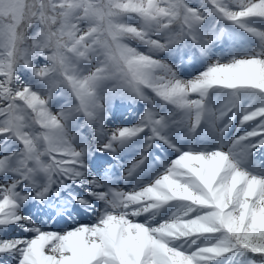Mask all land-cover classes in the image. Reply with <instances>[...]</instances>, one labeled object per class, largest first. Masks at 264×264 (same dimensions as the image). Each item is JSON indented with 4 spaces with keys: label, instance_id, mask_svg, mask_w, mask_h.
Returning a JSON list of instances; mask_svg holds the SVG:
<instances>
[{
    "label": "snow or ice",
    "instance_id": "obj_1",
    "mask_svg": "<svg viewBox=\"0 0 264 264\" xmlns=\"http://www.w3.org/2000/svg\"><path fill=\"white\" fill-rule=\"evenodd\" d=\"M0 264H264V0H0Z\"/></svg>",
    "mask_w": 264,
    "mask_h": 264
},
{
    "label": "rangeland",
    "instance_id": "obj_2",
    "mask_svg": "<svg viewBox=\"0 0 264 264\" xmlns=\"http://www.w3.org/2000/svg\"><path fill=\"white\" fill-rule=\"evenodd\" d=\"M124 106L125 105H121V106H119L118 108L115 109V117H114L115 122H121V121L127 122V118L124 115L123 111L121 110V107H124ZM134 107H128L129 111L126 114H130L131 112L133 113L134 112L133 111Z\"/></svg>",
    "mask_w": 264,
    "mask_h": 264
},
{
    "label": "bare ground",
    "instance_id": "obj_3",
    "mask_svg": "<svg viewBox=\"0 0 264 264\" xmlns=\"http://www.w3.org/2000/svg\"><path fill=\"white\" fill-rule=\"evenodd\" d=\"M91 218L90 217H88L87 219H85V221H89Z\"/></svg>",
    "mask_w": 264,
    "mask_h": 264
}]
</instances>
